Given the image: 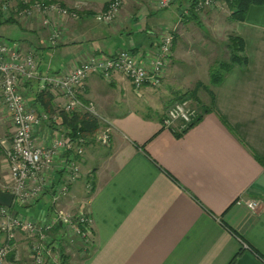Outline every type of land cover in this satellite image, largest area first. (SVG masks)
Wrapping results in <instances>:
<instances>
[{
	"label": "crops",
	"instance_id": "obj_1",
	"mask_svg": "<svg viewBox=\"0 0 264 264\" xmlns=\"http://www.w3.org/2000/svg\"><path fill=\"white\" fill-rule=\"evenodd\" d=\"M48 1L79 10L76 19L51 13L60 30L56 45L49 41L52 26L40 19L0 24L6 28L0 39L17 41L22 51L32 52L41 73L66 72L89 56L119 49H129L136 57L142 52L140 58L146 62L153 57L161 30L186 23L178 0L163 8L156 0H123L112 23L94 18L110 0ZM231 30L243 39L247 62L233 66L211 88L212 105L209 95L199 98L212 110L180 136L161 126L163 109L172 100L162 84L176 59L175 43L162 86L135 90L119 72L109 79L94 73L86 79L80 98L93 104L99 119L111 122L112 132L108 146L89 143L81 160L82 178L58 200L59 205L81 200L85 174L92 171L88 210L93 242L85 247L78 241L79 258L70 264H264V164L257 159L264 160V4L249 6L243 21L231 22ZM33 88L36 81L23 89L31 108L27 93ZM45 100L53 111L62 102L50 93ZM55 130L34 128L33 137L48 143ZM3 161L0 178L6 180V158ZM45 196L50 197L45 202L48 218L29 219L53 218L49 191L26 207H36ZM250 200L259 201L253 210L245 204ZM56 225L49 232L56 238H48L60 247L65 236ZM25 238L23 232L17 234L5 264L23 261ZM62 252L68 261L70 255L63 248Z\"/></svg>",
	"mask_w": 264,
	"mask_h": 264
},
{
	"label": "built area",
	"instance_id": "obj_2",
	"mask_svg": "<svg viewBox=\"0 0 264 264\" xmlns=\"http://www.w3.org/2000/svg\"><path fill=\"white\" fill-rule=\"evenodd\" d=\"M157 7L168 6L172 0H156ZM213 0H201L200 7H205ZM23 9L17 10V16L32 17L41 15L46 26L52 24L49 33L51 45H56L60 30L47 19L48 14L58 13L76 19L78 7L68 8L56 2L44 0L25 1ZM123 0H110L105 10L97 12L95 20L111 23L117 16ZM8 4L1 7L8 16ZM49 14V16H50ZM17 19V18H16ZM174 29H164L155 36L153 57L144 62L141 55L136 57L129 49H119L112 54L92 55L82 60L73 69L66 72L41 73L37 59L32 52H24L17 41L0 39V98L9 117L12 119L13 133L10 148L4 149L8 166L10 185L1 181L0 188L13 193V204L29 203L46 191L52 194L51 204L54 216L50 221L38 222L22 216L11 207L0 205V264H5L7 256L13 250L18 233L25 238L26 258L15 264H62L59 247L51 244L48 236L52 227L59 224L65 234L77 238L80 244L89 247L93 242L92 218L88 204L94 190L93 173L85 174L84 197L77 210L65 211L58 208L61 197L65 196L70 186L82 178L81 160L89 145L87 137L79 131H72L58 121V115L46 111H37L28 106L23 94L26 82L36 81V90L48 92L62 98L56 111L89 112L97 116L92 103L80 98L86 79L90 74H98L109 79L113 72L124 75L135 90L143 86L157 88L161 85L165 67L172 54ZM198 107L189 99L175 101L168 105L161 119V126L172 132L183 133L197 118ZM101 126L94 133L92 142L108 146L111 140L112 126L100 118ZM55 127L48 143L38 144L33 137V129ZM49 132V131H47ZM49 134H51L49 132ZM41 141V140H40ZM3 143L0 140V143ZM58 157H62L58 160ZM246 206L253 210L259 201H247ZM72 210V209H71ZM56 248V249H55Z\"/></svg>",
	"mask_w": 264,
	"mask_h": 264
},
{
	"label": "rangeland",
	"instance_id": "obj_3",
	"mask_svg": "<svg viewBox=\"0 0 264 264\" xmlns=\"http://www.w3.org/2000/svg\"><path fill=\"white\" fill-rule=\"evenodd\" d=\"M3 1H5V3L8 4L9 8L7 12L12 16L15 22L17 21L23 25L24 23L34 21L37 18L38 20L39 19L41 20L43 25H46L43 23L41 15L37 13H35L32 17L20 18L17 16V10L24 8L25 1H32V0H0V11L2 13L3 11L1 9L2 7L1 2ZM44 1L49 2L48 0H44ZM105 9L106 8H103L102 10ZM49 14L47 16V19L52 22L53 20L52 14H50V16ZM229 14H230L229 9L227 8L224 2H222L221 0L213 1L211 4L203 7V11L200 13V19L204 29H201L193 22H186L182 25L178 24L177 26H175V45L177 50L176 59L171 57L173 60L171 65L172 70L167 72V75H165L164 78L165 85L164 83L162 84L163 86L160 85L162 87H165L166 90L168 89L170 91L168 94L169 96L171 95L169 97V100L173 99V97L179 93H183L187 90L192 89L197 81H201L203 85V87L200 86V88H198L197 90L198 99L201 97H208V94L205 91L204 86L209 88L213 87L209 81V76H208L209 68L217 60H226L229 55L228 37L232 35V30H231L232 21L230 20ZM66 18L70 19V17H66ZM50 26H52V24ZM12 27H13L12 24L8 25V30L9 28ZM3 28H0V31H3L4 34L6 33V31H4L6 30V28L5 29ZM133 93L131 92L130 96H132L136 100H139V96H137L135 92ZM166 102L167 100L163 101V107L167 104ZM191 102L198 107V104L195 101L191 100ZM0 103H2L1 98H0ZM1 105L5 108L3 103ZM144 106L146 108L145 104H143V107ZM167 107L168 105L165 107V109H163V112L166 110ZM142 111H145V109H142ZM12 133H13L12 119L9 117L8 112L4 111L0 106V140L3 141V143L1 142L0 144L4 145L6 148H10ZM35 141L38 144L40 143L44 144L45 139L44 141H38L35 139ZM4 159L5 158L2 155L0 162H2ZM4 165L5 162L1 164V166ZM1 181L5 182V184L8 183V185H10L11 180L10 179L5 180L4 177H1ZM82 200L83 198L81 200L79 198L78 200H75V202H70V203L69 201H65V202L62 201V203L59 205L58 208L64 209L65 211L68 212L77 210V208L80 205L79 203ZM48 201H50V197L45 196L43 199H39L37 201L38 205L36 207H31V208L26 207L31 202L24 204L16 203L14 205V210H16L19 214L27 218L33 217L38 220H45L48 218L47 210H46L47 206L45 202ZM72 203L73 206L70 205ZM39 210H43V213H39ZM35 211L37 212L35 213ZM50 234H51L49 235L50 237L56 238L57 236L53 232ZM63 234L65 236V237L63 236L65 239L61 240L62 244L59 246L62 247L63 250L70 255V258L68 259V264H70V262L76 260V258L78 257L77 248L79 247V243H78L79 240L77 238H73L71 240V238H69L65 234V230L63 231ZM21 258L25 260L26 258L25 250L24 253L21 254Z\"/></svg>",
	"mask_w": 264,
	"mask_h": 264
},
{
	"label": "trees",
	"instance_id": "obj_4",
	"mask_svg": "<svg viewBox=\"0 0 264 264\" xmlns=\"http://www.w3.org/2000/svg\"><path fill=\"white\" fill-rule=\"evenodd\" d=\"M172 1L174 2V0ZM178 1H179L178 6L182 7L179 14H180V17L183 19V21L193 22L201 29H204L201 19H200V13L203 11V7L199 6V2L201 0H178ZM213 1H218V0H213ZM221 1L224 2L227 8L229 9V12H230L229 17L231 21H243L245 19L249 6L253 4H256V5L264 4V0H221ZM1 3L3 5L5 1ZM13 22H15V20L12 18L10 14H8V16H5L0 11V24L13 23ZM174 43H175V34L173 38V45ZM228 47H229L228 58L226 60H217L209 68L208 76H209L210 84L212 86L217 85L222 80V78L225 76V74L233 66L235 65L244 66L247 62V57L244 52V41L241 37L232 33V35L228 37ZM30 83L31 82H26L25 85L30 84ZM200 86L203 87L202 83L197 81L192 89L175 95L173 99L171 100V103H172L175 101H183L185 99H191L198 104L199 114L190 126L198 122L203 117V115H205L206 113L212 110L210 106H205L203 104H200V101L197 96V90L198 88H200ZM204 89L209 95L211 99V105H212L213 92L211 88L209 87L204 86ZM47 94L48 92L46 93L43 91H38L35 88L32 91V93L29 92L27 96L32 97L30 103L35 110L40 111L41 108H45L43 111H46L49 114L57 113L62 125H64L65 127L69 128L72 131H76V130L79 131L80 133H82V135L88 138L89 142H92L94 133L101 126L100 119L97 116L89 112H80V111L66 112L64 110H59V111L54 110L53 111L52 109H49V104L47 100H45V97ZM174 133L177 136H180L182 134V133H177V132H174ZM3 150L4 149L0 146V159L2 155L4 154ZM257 159L259 160L260 163L264 164V160L258 157ZM15 204L16 203H14L13 206L11 207L13 210H14ZM14 211L17 212L16 210ZM58 226L59 225L57 224L54 228L57 229ZM0 241H1V235H0ZM255 252L258 253L256 250ZM59 255H60L61 263L68 264L67 257L62 252V248L60 247H59ZM233 260H234V257L231 260V262Z\"/></svg>",
	"mask_w": 264,
	"mask_h": 264
},
{
	"label": "water",
	"instance_id": "obj_5",
	"mask_svg": "<svg viewBox=\"0 0 264 264\" xmlns=\"http://www.w3.org/2000/svg\"><path fill=\"white\" fill-rule=\"evenodd\" d=\"M13 193L4 191L0 188V205L11 207L13 205Z\"/></svg>",
	"mask_w": 264,
	"mask_h": 264
}]
</instances>
